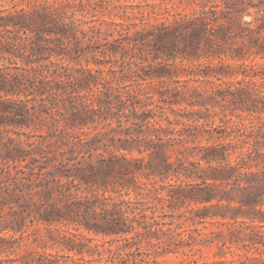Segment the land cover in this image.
Returning <instances> with one entry per match:
<instances>
[{
  "label": "trees",
  "instance_id": "trees-1",
  "mask_svg": "<svg viewBox=\"0 0 264 264\" xmlns=\"http://www.w3.org/2000/svg\"><path fill=\"white\" fill-rule=\"evenodd\" d=\"M3 1L0 264H264V0Z\"/></svg>",
  "mask_w": 264,
  "mask_h": 264
},
{
  "label": "rangeland",
  "instance_id": "rangeland-1",
  "mask_svg": "<svg viewBox=\"0 0 264 264\" xmlns=\"http://www.w3.org/2000/svg\"><path fill=\"white\" fill-rule=\"evenodd\" d=\"M0 4H6V5H9L10 3H9V2H5V1H3V0H0ZM245 20H251V17L246 16V17H245ZM252 25H253V27L256 26V25H257V22H253ZM260 61H261V60H260ZM202 110H203V109H202ZM203 111H204V110H203ZM220 116H222V114H219V115L215 118V120H214V124H218V123H219V117H220ZM170 117H171L172 119H174L173 116L170 115ZM228 118H229V116H226L225 119H228ZM232 120H236V118H235V117H232ZM186 122H187V121H186ZM162 123H164V122H162ZM202 143H205V142L202 141ZM171 160L173 161L174 158L172 157ZM171 182H172V180H171ZM130 196H133V194L131 193ZM194 206H195L194 204H190V207H194ZM203 226H205V227L203 228ZM197 227H198V228H201V230H202L203 232L209 233L210 231H212V230H216V229H217V223H210L209 220H207L206 222H204L203 225H202V224H198ZM35 228H37V229L34 231L35 233L31 235V237H30L29 240H26V241L23 242V244H22V246L20 247V249H40V248L38 247V243H39L38 241H40V239H42V238H43V240L48 241L49 244L52 243V241H51V240L49 239V237H48V233H47V230L45 229V227H43L42 225H39V226H37V227H35ZM97 238L100 240L99 237H96V239H97ZM33 239H35V241H32ZM101 240H102V239H101ZM49 244H48V245H49ZM115 244H116V243H115ZM115 244H113V246H114ZM59 248H60V247H57L56 244H54V245L51 246V247H48V246H47L46 251H48V252H52V253H54V252H56V251L62 252V251L59 250ZM215 250H216V249H214V248H213V249L204 248V250H203V251H204V252H203V255H202L201 257H199V261L206 260V259H208V260H209V259H212L213 256H214V252H215ZM195 257H198V255H195ZM228 257H230V256L228 255ZM183 258H185L184 255L169 253V254H167V255H165V256H163V257H159V258H158V261H161V262L166 261V262L171 263V264H179V261L182 260Z\"/></svg>",
  "mask_w": 264,
  "mask_h": 264
}]
</instances>
